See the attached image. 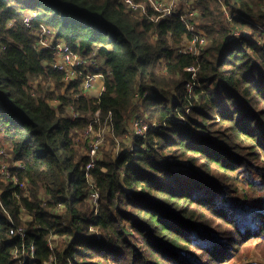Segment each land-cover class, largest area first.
I'll return each instance as SVG.
<instances>
[{"label":"trees","instance_id":"16d2710c","mask_svg":"<svg viewBox=\"0 0 264 264\" xmlns=\"http://www.w3.org/2000/svg\"><path fill=\"white\" fill-rule=\"evenodd\" d=\"M248 1L223 0L228 26L219 0H197L209 38L191 54L176 51L194 36L180 16L151 6L0 0V147L13 162L0 264H233L264 238V0ZM59 43L102 60L98 97L52 68ZM138 97L148 127L87 168L89 140L105 127L123 138Z\"/></svg>","mask_w":264,"mask_h":264},{"label":"built area","instance_id":"2783aa9c","mask_svg":"<svg viewBox=\"0 0 264 264\" xmlns=\"http://www.w3.org/2000/svg\"><path fill=\"white\" fill-rule=\"evenodd\" d=\"M156 6L153 7L154 10L162 13L163 15H179L180 19L187 25L188 30L191 34H193V38L190 40H185L183 44L181 45V49H177V52L182 53H191V54H197V51L192 50H186V46L189 48H192L193 45H204L207 39L206 36H203L199 33L197 26L195 25V20L197 17H200L198 15V11H200V7L197 5V0H157ZM125 5L132 8L136 13L139 12V8L141 7V2L139 0H121ZM222 5V4H221ZM224 5V3H223ZM182 6V10L180 9ZM143 8V7H141ZM147 9H143L142 14H145ZM242 14H240L239 11H236L232 13V17H239ZM231 15H228V18H230ZM261 30L264 32V27H260ZM43 32L45 34L44 38H41L38 41V44L41 40L48 41V45L43 48H48L52 45L54 41V34L50 29H43ZM198 37H200L198 39ZM39 46V45H38ZM41 48V47H40ZM196 49H198L196 47ZM77 65V66H76ZM100 66L99 62L97 61V58L95 57V51H93L91 54L87 56H81L77 55L75 53H72L69 51L67 46H65L62 43H59L57 46V56L56 60L52 65V68L55 70H60L64 72L63 81L68 83L67 80H78L82 78V83L80 84V89L82 93H84L85 90H90L94 87V77L93 70H96ZM77 67H81L80 71L77 70ZM73 117L78 116L79 114L77 112H73ZM148 125H144L143 128H139L140 132L136 129V134L143 133L144 128L146 129ZM102 143V137L98 133L96 135L95 140L90 141L89 149L87 151L90 161L87 164V168H90L93 166L97 152L101 146ZM8 156L10 157V154H7V151L0 148V157ZM10 169L7 168V164L1 163L0 164V176L3 178H8L10 176ZM22 186H26L25 183L22 184ZM91 201L97 206L98 205V193L96 191H91ZM13 232V230H11ZM21 233V229L18 231ZM32 250V247H31Z\"/></svg>","mask_w":264,"mask_h":264},{"label":"rangeland","instance_id":"374dc122","mask_svg":"<svg viewBox=\"0 0 264 264\" xmlns=\"http://www.w3.org/2000/svg\"><path fill=\"white\" fill-rule=\"evenodd\" d=\"M139 1L141 2V7H143V8H141V7L139 8V12H137L138 15L142 14L143 9H145V10L148 9V6H151L152 8L155 7L156 3L158 2L157 0H139ZM256 1L257 0H249L248 4H250V6H255L256 5L255 4ZM219 2H220V4H222V9H221L222 15H220V18L228 26L232 25L231 24V22H232L231 19L228 18V15L230 14L228 8L224 7L223 0H219ZM257 6H258L257 9L262 14H264V2L263 3H258ZM180 9L182 10V6H181ZM200 14H201V10L198 11V15H200ZM200 17H201V15H200ZM200 17H197V19L195 20V25L197 26V29H199V32L203 35L204 32H203L202 29H200L201 24H202L203 21L201 20ZM249 20L252 21V19H249ZM253 21H254V19H253ZM255 23H257V25L259 27H264V23H262L263 24L262 25L260 23V21L259 22H255ZM232 29H233L232 31L236 35H239L240 33L247 34L246 31H240V30H238L237 28H235L233 26H232ZM204 36H206L205 37L206 39L209 38L208 35H206V34H204ZM182 44H183V42L179 46L177 45V49H181V45ZM38 45H39V47L43 48V47L48 45V41L41 40ZM186 50H192V51H197L198 52V49H196L195 45H193L192 48H189V47L186 46ZM161 66H163V63H161ZM158 73L160 75H162V76H166L164 74V69L162 67L159 68ZM67 81H68L67 84L71 83V80H67ZM94 83L96 85H98L99 88H101L103 86L102 78L100 76L96 77V79L94 80ZM166 90L170 92L169 96H166L167 98H169L171 96V94H172L171 92L173 91V88H172V86H170L168 89L166 88ZM88 93H89V95L91 97H98V95L100 94L98 88H91L88 91ZM158 96H162V95L159 94ZM135 101H136V105L134 106V108H133V110L131 112V115H127V118H126V124H127V128L128 129H127L126 134H125V136L123 138L122 137H117L113 141L111 139V137L109 136V133H107L106 127L103 128L99 132L100 136L102 137V143H101V146H100V148H99V150L97 152L96 158L100 154V152H106V153L115 154L118 151V149L121 147L122 143H125L129 147L132 146V144H133L132 140L134 138L133 134L136 133V129L140 132L139 124L141 123V124L145 125L144 118L140 117V114H141L142 111L141 112L139 111L140 114L138 113V110L140 108L139 106L142 104V100L139 99V97H138ZM57 103H58L57 100L52 102V104H55V105H57ZM136 111H137V113L135 114ZM80 140L81 141H86L85 136H81ZM90 140H89V143H90ZM0 148H2V147H0ZM2 149L7 151L8 155L10 154V151L7 150L6 148H2ZM87 151L88 150H85V152H87ZM8 158H9L8 156L0 157V164L1 163L7 164V168L10 169L12 167V163L13 162L8 160ZM247 224H250V223H247ZM233 264H264V238H262L261 240H256L251 247H249L244 252L239 254L236 257V260H235V262Z\"/></svg>","mask_w":264,"mask_h":264},{"label":"crops","instance_id":"0c3cea01","mask_svg":"<svg viewBox=\"0 0 264 264\" xmlns=\"http://www.w3.org/2000/svg\"><path fill=\"white\" fill-rule=\"evenodd\" d=\"M97 61L99 62L100 65L102 64V60H101L100 58H97ZM93 71H94V70H93ZM95 71H96V70H95ZM93 75H95L94 80L96 79L97 76H100V77L102 78L101 73H93ZM102 83H103V80H102ZM102 87H103V86H102ZM102 87L99 88L98 85L95 84L93 88H98V89H99V92H101L102 89H103ZM88 91H89V90H85V91H84V94L89 95ZM89 96H90V95H89ZM132 110H133V109H132ZM132 110L129 112L128 115H131ZM136 113H137V111L135 112V114H136ZM124 127H125L126 130L128 129L126 123H125V126H124Z\"/></svg>","mask_w":264,"mask_h":264},{"label":"bare ground","instance_id":"6f19581e","mask_svg":"<svg viewBox=\"0 0 264 264\" xmlns=\"http://www.w3.org/2000/svg\"><path fill=\"white\" fill-rule=\"evenodd\" d=\"M198 31H199V29H198Z\"/></svg>","mask_w":264,"mask_h":264}]
</instances>
